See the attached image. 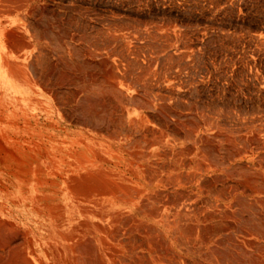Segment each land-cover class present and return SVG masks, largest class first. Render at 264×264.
<instances>
[{"label":"bare ground","instance_id":"6f19581e","mask_svg":"<svg viewBox=\"0 0 264 264\" xmlns=\"http://www.w3.org/2000/svg\"><path fill=\"white\" fill-rule=\"evenodd\" d=\"M37 2L41 0H0L2 82L14 84L35 95L48 94L55 103L51 106L38 98L19 102L16 98L9 100L5 97L8 102L19 103L15 113H21L25 119L30 118L29 114L33 115L34 111L43 114L45 119L41 116L35 124L24 123V128L18 127L16 132L32 133L30 137L33 136V140L29 143L40 146L42 153L49 158H0L1 171L14 180V194L11 191L8 196L18 209L16 213L27 216L29 225L28 230H22L16 223L3 220L4 207L0 208V264H264V155L258 167L246 164L233 167L236 158L255 152L251 148L237 150L232 140L221 132L216 138H224L228 146L226 156L222 148L208 138H203L200 149L189 146L179 149L177 142L182 139L189 143L196 137L201 124L195 123L194 119L182 121L181 112L170 108L168 101L150 97L139 105L147 104L145 107L150 111L153 109L157 115L148 113L134 119L130 117V120L127 118L131 132L128 135L124 133V139L119 141L113 132V135H107L113 136L111 138L102 137L97 128L75 134L62 128L60 122H68L66 100L53 94L52 88L31 78L21 66V60L32 62V52L38 46L26 36L28 21ZM49 36H42L45 45L50 43H47ZM81 54L89 64L101 63L98 58L102 55L97 50L86 49ZM65 57L58 60L63 61ZM111 71L113 69H109ZM64 74L62 78L67 76ZM113 75L115 73L107 78L112 90L119 89V83L125 86L129 81L128 76ZM97 76L92 75L90 88L77 89L73 93L74 104H84L83 100L88 101L89 97L96 101L95 106L90 104V114L105 117L102 119L105 121L106 118L111 119L110 114H115L119 107L123 118H126L130 114L129 107L121 101L115 106L112 104L115 112L104 102L102 104L101 97L106 92L101 90ZM79 82L82 83L81 80ZM117 96L120 99L121 96ZM105 97L103 99L109 98L108 95ZM108 103L110 106L111 100ZM34 117L31 116L30 120ZM2 122L7 123L8 120L0 114V124ZM155 122L162 128L154 127ZM36 132L39 133L38 139H34ZM113 161L123 171L104 169L103 164ZM212 172L229 174L222 178L221 174L215 177L213 173V180L208 183L204 178L203 181V175ZM194 185L200 188L196 193ZM215 224L219 225L217 234H214ZM184 226L187 228L184 242L188 246L194 244L193 240L199 243L193 247L198 249L199 255L194 263L190 262L189 253H185L179 242L183 236L180 230Z\"/></svg>","mask_w":264,"mask_h":264},{"label":"rangeland","instance_id":"374dc122","mask_svg":"<svg viewBox=\"0 0 264 264\" xmlns=\"http://www.w3.org/2000/svg\"><path fill=\"white\" fill-rule=\"evenodd\" d=\"M35 8L30 22L28 21L26 36L38 46L32 52L35 57H32V62L21 60V66L25 67L31 78L44 83L49 89L52 88L50 90L53 94L66 100L65 116L68 117V122L61 121L62 128L74 134L87 133L97 128L102 137L114 136L118 137L119 141L124 139L125 134L131 132L126 123L127 118L130 120V117L134 119L138 115H148V113L150 116L157 115L153 109L152 112L149 107H145L148 106L147 104L142 105L143 107L139 105L145 103L143 99L150 97L157 101L166 100L170 108L178 113L181 112L182 121L194 119L195 123L201 124L196 137L189 143L182 139L177 142L179 149L188 146L200 149L201 141L208 138L210 142L218 144L226 156L228 146L224 138H216L221 132L232 140L237 150L251 148L255 152L236 158L233 167H240L242 164L258 167L259 160L264 155V0H41L37 2ZM45 30L47 33L45 32L44 35H50L47 43L51 44L48 45H45L43 40ZM81 38L84 40L82 41ZM86 49L92 52L97 50L102 55L98 58L101 65L89 64L81 58L83 56L81 53H85ZM58 55L66 57L63 61H59L62 56ZM105 59L107 61L103 62L102 60ZM95 65L98 67H94ZM109 69H113L115 77L128 76L127 79L135 85L128 81L125 86L119 83V89L112 90L108 79L114 73L109 72ZM99 71L106 72H103L104 76H102ZM63 72H65L64 76H67L62 78ZM1 73L0 68V76ZM94 74L98 75L101 90L106 92H104L106 95L101 97L102 101L100 99L102 104L104 102L108 109L112 108L115 112L114 106L121 101L129 107L130 116L126 115V118H123L117 107L118 111L110 114L111 119L106 118L104 121L102 120L105 118L102 116H105L104 113L101 119L89 113V108H92L90 104L96 105L95 100L92 99L91 102L88 97V101L83 100L86 103L78 106L74 104L76 90L88 89L89 81ZM77 79L78 81H75ZM80 80L82 83L79 82ZM0 82V114L8 120L7 123L0 124V158H49L42 153L40 146H36L33 142L29 143L31 139L33 140V136L30 137L32 133L16 132L18 127L24 128V123L35 124L41 116L45 119L43 114L34 111V118L30 120L33 115L29 114L30 118L25 119L21 113H15L19 103L8 102L5 97L9 100L16 98L19 102L38 98L51 106H55L54 101L48 94L35 95L14 84L2 82L1 77ZM61 83H64L65 87ZM142 89L145 91H141ZM107 95L111 99L106 98ZM117 95L129 100L125 101L120 96L119 99ZM160 95L167 98L164 99ZM104 96L106 99H103ZM137 97L144 102L140 100L141 102L138 103ZM139 106L141 107L137 108ZM190 111L194 115L190 114ZM112 115L115 117L113 118ZM91 124H94V127ZM153 125L158 129L162 128L157 122ZM7 127L9 129H6ZM99 127L103 128L99 129ZM112 132L114 135L111 134ZM38 134L36 132L34 139H38ZM109 134L113 136H107ZM103 166L106 170L123 171L115 161ZM2 168L3 166L0 165V208L4 207L1 218L16 223L22 230H28L27 216L16 213L18 209L8 196L15 189L14 180L8 174H4ZM218 174L221 173L204 174L203 181L206 178L205 182L209 183L219 176ZM228 174L223 173L221 177ZM3 189L6 191L3 192ZM198 189L200 188L194 185L195 193ZM185 227L180 230L183 236L180 237L179 242L186 250L185 253H189L190 262L194 263V259L199 255L198 249L194 250L193 247L194 244L199 243L193 240L194 244L188 246L184 242L187 231ZM214 229V234H217L219 225L215 224Z\"/></svg>","mask_w":264,"mask_h":264}]
</instances>
